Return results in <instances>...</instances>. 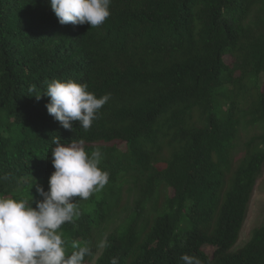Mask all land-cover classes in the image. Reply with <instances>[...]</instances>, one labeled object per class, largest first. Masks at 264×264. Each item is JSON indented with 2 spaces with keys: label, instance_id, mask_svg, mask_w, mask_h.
Returning a JSON list of instances; mask_svg holds the SVG:
<instances>
[{
  "label": "trees",
  "instance_id": "1",
  "mask_svg": "<svg viewBox=\"0 0 264 264\" xmlns=\"http://www.w3.org/2000/svg\"><path fill=\"white\" fill-rule=\"evenodd\" d=\"M110 9L91 28L61 24L50 0H0V194L35 206L55 170L52 137L82 140L101 150L109 182L76 198L80 215L61 228L69 253L96 228L107 246L95 264H182L185 253L264 264V221L235 247L264 166V0H112ZM55 78L111 93L87 131L48 113L43 92ZM242 119L262 131L234 166Z\"/></svg>",
  "mask_w": 264,
  "mask_h": 264
},
{
  "label": "clouds",
  "instance_id": "2",
  "mask_svg": "<svg viewBox=\"0 0 264 264\" xmlns=\"http://www.w3.org/2000/svg\"><path fill=\"white\" fill-rule=\"evenodd\" d=\"M112 0H50L51 8L61 24H90L101 26L111 14ZM44 95L50 97L47 110L65 129L73 122L87 131L111 93L97 96L87 83L75 79L55 78L47 81ZM35 91V89H30ZM37 99L41 94L35 95ZM51 150L54 172L49 177L48 190L37 187L42 197L33 206L32 197L16 198L0 194V264H85L92 254L87 245L68 242L61 231L80 215L77 200H87L109 182V173L100 167L102 152L96 148L86 151L83 141L62 143L60 136L52 137ZM78 198V199H76ZM99 247L107 246L102 241ZM182 264H204L197 256L185 253ZM111 264H119L117 257Z\"/></svg>",
  "mask_w": 264,
  "mask_h": 264
},
{
  "label": "rangeland",
  "instance_id": "3",
  "mask_svg": "<svg viewBox=\"0 0 264 264\" xmlns=\"http://www.w3.org/2000/svg\"><path fill=\"white\" fill-rule=\"evenodd\" d=\"M198 116V112L195 113V117ZM243 120V119H242ZM262 131V126L259 124H250L244 119L240 125L238 137L235 140V149L233 152V165L236 166L240 162L241 158L247 152V142L257 133ZM164 152L162 156H167L168 147L165 144ZM27 177V176H26ZM48 188V185H46ZM26 188V185L23 186ZM126 194V190H124ZM126 203V200L122 202ZM190 201H187V204L190 205ZM264 221V166L261 170L260 175L257 178V182L254 188V192L251 196V200L248 206L247 216L245 218L243 227L241 229L239 240L237 241L236 246L243 245L252 235L254 228ZM107 230H104L102 233L98 232V229L94 228L91 238H80L79 242L83 245H87L94 250V258L90 261L89 264H95L98 255L101 253L103 248L98 245L104 241L106 237Z\"/></svg>",
  "mask_w": 264,
  "mask_h": 264
}]
</instances>
